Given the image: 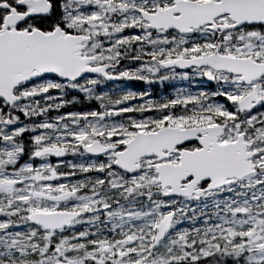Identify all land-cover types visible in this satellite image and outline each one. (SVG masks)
I'll return each instance as SVG.
<instances>
[{"label": "snow or ice", "instance_id": "1", "mask_svg": "<svg viewBox=\"0 0 264 264\" xmlns=\"http://www.w3.org/2000/svg\"><path fill=\"white\" fill-rule=\"evenodd\" d=\"M0 264H264V0H0Z\"/></svg>", "mask_w": 264, "mask_h": 264}, {"label": "rangeland", "instance_id": "2", "mask_svg": "<svg viewBox=\"0 0 264 264\" xmlns=\"http://www.w3.org/2000/svg\"><path fill=\"white\" fill-rule=\"evenodd\" d=\"M185 83H188V82H181V81H174V82H172V86H171V89L169 91V94H171L176 88L189 87V85L188 86H185L184 85ZM121 87H130V84H129V82H122L120 84H117L116 86H108L106 88H107V90H116V91H119V89Z\"/></svg>", "mask_w": 264, "mask_h": 264}]
</instances>
